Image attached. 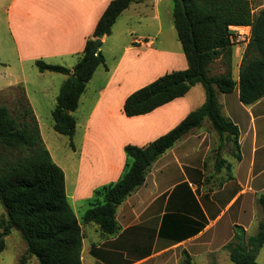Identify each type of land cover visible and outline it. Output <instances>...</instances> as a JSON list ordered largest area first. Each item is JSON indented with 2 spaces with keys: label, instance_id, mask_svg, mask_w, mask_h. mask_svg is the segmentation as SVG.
Segmentation results:
<instances>
[{
  "label": "crops",
  "instance_id": "0c3cea01",
  "mask_svg": "<svg viewBox=\"0 0 264 264\" xmlns=\"http://www.w3.org/2000/svg\"><path fill=\"white\" fill-rule=\"evenodd\" d=\"M109 1L10 0L5 6L6 22L19 64L60 60L72 68ZM172 6L173 0L132 3L117 17L110 33L100 38V50L109 42L110 51L108 40L120 18L137 23V37L132 36L111 60L103 52L105 65L95 69L80 95L75 109L80 111L82 127L81 141L74 147L78 159L67 168L55 161L64 171L66 195L82 228V264H185V253L192 264H219L223 253L229 257L225 244L232 239L233 226L240 225L251 235L263 217L257 197L264 194V96L243 104L236 84L229 92H217V98L222 113L238 126V148L229 140L220 141L204 119L162 153L144 182L118 204L117 233L102 234L96 224L83 226L79 220L93 190L120 176L125 144H146L205 100V91L201 95L196 83L185 95L150 112L134 116L123 112L129 93L165 72L187 67ZM241 58H232L236 82ZM26 83L25 78L8 79L0 84V91L21 85L37 116ZM222 159L225 163L220 164ZM262 250L264 244L256 264H264Z\"/></svg>",
  "mask_w": 264,
  "mask_h": 264
},
{
  "label": "trees",
  "instance_id": "16d2710c",
  "mask_svg": "<svg viewBox=\"0 0 264 264\" xmlns=\"http://www.w3.org/2000/svg\"><path fill=\"white\" fill-rule=\"evenodd\" d=\"M141 0H110L98 18L92 35L83 49L76 53L72 68L35 59L39 71L66 74L60 85L51 111L53 129L72 138L78 105L87 81L95 69L105 65L99 49H93L95 39L109 34L121 12ZM173 24L187 60L184 69H173L129 93L123 102L127 116L140 115L183 96L196 83L205 91V100L190 110L170 130L144 145H124L125 166L116 181L102 184L87 200L88 208L82 215L84 223H95L102 234L118 232L116 208L145 180L151 164L182 136L201 126L208 119L220 141L229 140L238 148V126L222 113L217 92H229L238 84L239 99L251 104L264 96V8L254 12L249 0H173ZM249 24L251 39L239 64L236 82L232 77L233 47L229 41L228 25ZM221 59L225 70L210 72V64ZM26 99L21 118L13 116L7 105L0 104V146L17 151L22 156L4 159L0 155V202L7 218L1 223L7 232L16 228L26 244L20 257L22 264L36 256L38 264H82V228L65 191L63 169L52 159L45 146L23 87ZM71 145L73 143L71 142ZM240 158L239 153H235ZM225 163V159L219 161ZM263 211L254 234L246 235L240 225L233 226L231 241L225 244L233 264H256L264 244V194L257 197ZM4 243L0 241V251ZM183 262L192 264L187 253Z\"/></svg>",
  "mask_w": 264,
  "mask_h": 264
},
{
  "label": "rangeland",
  "instance_id": "374dc122",
  "mask_svg": "<svg viewBox=\"0 0 264 264\" xmlns=\"http://www.w3.org/2000/svg\"><path fill=\"white\" fill-rule=\"evenodd\" d=\"M249 1L254 12L264 8V0ZM9 2L10 0H0V84L5 83L8 79L12 78H16L20 82L23 78L27 80L26 86L29 94L32 96V101L36 108V118L38 120L41 138L46 142L50 155H52L54 161L67 168L79 157V152L78 150L75 152L74 147H78L81 141L82 127L80 125V111L77 112L74 110L72 112L78 117V123L76 124L72 138L60 134L53 129L51 111L54 107L56 95L65 75L63 73L48 70L41 72L33 62H25L23 65L19 64L6 22L5 6H7ZM136 24L137 23L134 20L120 18L114 26L111 38L108 40L111 44L110 51L107 49V44L109 42L102 47V49H104L101 52H106L108 60H111L118 55L122 45L127 43L132 36L137 37L134 29V27H137ZM146 30L148 31V29ZM233 56H235L234 61H238V59L241 58V52L240 54L234 52ZM67 62L68 61L58 60L53 62V64L67 66ZM224 67L225 65L222 60L220 58L216 59L210 64V72L217 73L219 70H225ZM196 85V89L201 95L204 94L202 85L200 83H197ZM2 102L7 104L9 111L13 116L17 119L21 118V113L26 105V99L19 88L11 86L1 90L0 104H2ZM71 142L73 145H71ZM0 155H2L4 159L10 160L22 156L17 151H9L2 146H0ZM183 185L184 184H180L181 187ZM6 218L7 215L5 208L0 202V241H3L4 243V248L0 251V264H20L19 260L25 252L26 244L16 228H11L8 232L4 230V226L1 222L6 220ZM79 220L84 226L85 223L82 220V215H80ZM90 223L95 225V223ZM87 244L88 242L85 241V245ZM223 255L225 256L221 257L219 264H231L227 254L223 253ZM260 257L262 261H264V250H262ZM22 264H38V260L36 256H30Z\"/></svg>",
  "mask_w": 264,
  "mask_h": 264
},
{
  "label": "built area",
  "instance_id": "2783aa9c",
  "mask_svg": "<svg viewBox=\"0 0 264 264\" xmlns=\"http://www.w3.org/2000/svg\"><path fill=\"white\" fill-rule=\"evenodd\" d=\"M228 31L233 51L237 54L243 53L251 39V26L249 24H230L228 25Z\"/></svg>",
  "mask_w": 264,
  "mask_h": 264
},
{
  "label": "water",
  "instance_id": "95a60500",
  "mask_svg": "<svg viewBox=\"0 0 264 264\" xmlns=\"http://www.w3.org/2000/svg\"><path fill=\"white\" fill-rule=\"evenodd\" d=\"M99 43H100V38L95 39L94 44H93V49H96Z\"/></svg>",
  "mask_w": 264,
  "mask_h": 264
}]
</instances>
